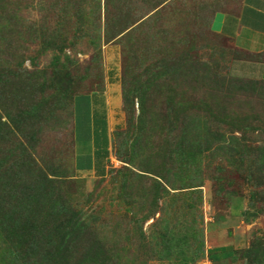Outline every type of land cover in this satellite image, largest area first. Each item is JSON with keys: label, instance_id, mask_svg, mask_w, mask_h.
<instances>
[{"label": "rangeland", "instance_id": "374dc122", "mask_svg": "<svg viewBox=\"0 0 264 264\" xmlns=\"http://www.w3.org/2000/svg\"><path fill=\"white\" fill-rule=\"evenodd\" d=\"M216 9L0 0V67L15 69V98L1 96L15 140L1 144L0 177L15 162V206L0 210V264L13 249L15 264H211L223 246L225 264H264V84L237 89L248 55L210 29ZM105 84L121 86L124 123L107 175L79 177L72 99Z\"/></svg>", "mask_w": 264, "mask_h": 264}, {"label": "crops", "instance_id": "0c3cea01", "mask_svg": "<svg viewBox=\"0 0 264 264\" xmlns=\"http://www.w3.org/2000/svg\"><path fill=\"white\" fill-rule=\"evenodd\" d=\"M208 2L215 3L218 8L210 21L213 32L229 39L246 54L262 55L261 61L239 60V71L249 78L264 80V0ZM117 87L105 84L101 90L82 93L74 99L73 168L79 177L102 178L111 167L113 133L124 123L120 87ZM215 249L212 254L217 259L211 264L227 263L229 248Z\"/></svg>", "mask_w": 264, "mask_h": 264}, {"label": "trees", "instance_id": "16d2710c", "mask_svg": "<svg viewBox=\"0 0 264 264\" xmlns=\"http://www.w3.org/2000/svg\"><path fill=\"white\" fill-rule=\"evenodd\" d=\"M217 10V9H216ZM215 12V11H214ZM213 12V13H214ZM212 13V15H213ZM211 15V17H212ZM25 19L23 20L24 23ZM211 21V19H210ZM210 21H209V26H210ZM21 22V24H23ZM20 27V26H19ZM21 29V28H20ZM54 36V35H53ZM20 37V33H18V30H15V38ZM60 40H58L57 38H49L48 39V44H49V49H53L54 46L56 44H58ZM4 50H6V46L4 47ZM242 52V51H241ZM244 53V52H243ZM246 54V53H245ZM248 57L241 59V60H247V61H261L262 60V55L261 54H247ZM7 69L5 68H1L0 67V114L3 115L4 119L2 116H0V147H2L3 143H8L10 138H13L15 140V132L11 129V124L14 125V122H12V118H11V113L7 110V107L2 105V98L1 96H7V98H10L12 96V98H15V94L13 93V91H15V69L14 70H10L8 68V72L6 71ZM197 78V76H196ZM195 78V79H196ZM245 79V78H243ZM249 81L246 80H240L238 82L243 83V86H238L237 89L240 91H244L246 90V88L244 87L246 84H252V83H263L264 84V80L261 79H254V78H249ZM120 85V84H119ZM7 86H10L11 90L9 92H6L5 89ZM104 88V87H103ZM102 88V89H103ZM120 93H121V100H122V90H121V86H120ZM82 94V93H81ZM79 95V94H77ZM75 95L72 99V104H71V130H72V123H73V102L75 97L77 96ZM12 108V107H11ZM9 108V110L11 109ZM217 111H220L221 113H217L218 115H220L221 117L226 116L229 111H228V107H224L223 104L221 105V103H219V105H217ZM73 139V138H72ZM4 147V146H3ZM1 166L3 167V169L1 170L4 174L6 173V175H1L0 177V210H5L6 207H9L10 209L13 208V206H15V162H2ZM155 177H157V179L154 180V183L156 184V187H162L163 185H167L166 182H164V179L162 177V174H153ZM158 198H160L158 196ZM12 214V212H11ZM3 219H2V226H4V229H12V231L15 232V230L18 231V236L19 239L24 242L25 237L27 236V231L25 229H15V221H11L10 218H7L6 215L2 214ZM15 220V219H14ZM31 226V224L29 225V227ZM13 232V233H14ZM15 235V234H14ZM11 239V238H10ZM9 239L10 243H15V237H13L11 240ZM34 238L29 239L31 244H34ZM26 240V241H29ZM24 245L25 242H24ZM27 245H29L27 243ZM36 245V244H35ZM223 249V248H222ZM14 251V249H13ZM12 250L10 251V255L8 257L5 258L4 263L3 264H15V253ZM232 253H228L227 257H231ZM209 259L211 261H215L217 258H215L213 256V254H209Z\"/></svg>", "mask_w": 264, "mask_h": 264}]
</instances>
